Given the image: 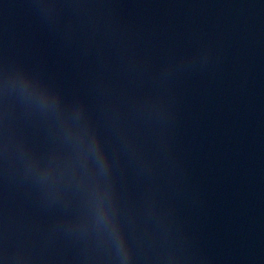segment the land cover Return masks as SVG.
<instances>
[{
	"label": "water",
	"instance_id": "95a60500",
	"mask_svg": "<svg viewBox=\"0 0 264 264\" xmlns=\"http://www.w3.org/2000/svg\"><path fill=\"white\" fill-rule=\"evenodd\" d=\"M0 264H264V0H0Z\"/></svg>",
	"mask_w": 264,
	"mask_h": 264
}]
</instances>
